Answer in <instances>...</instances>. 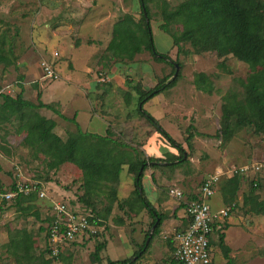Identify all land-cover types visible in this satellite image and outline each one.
Returning a JSON list of instances; mask_svg holds the SVG:
<instances>
[{
    "label": "rangeland",
    "instance_id": "1",
    "mask_svg": "<svg viewBox=\"0 0 264 264\" xmlns=\"http://www.w3.org/2000/svg\"><path fill=\"white\" fill-rule=\"evenodd\" d=\"M181 1L149 0L147 2L155 49L159 53H167L170 60L178 62L180 66L175 85L157 94L152 104H146V101L144 109L155 117L156 114H160L161 127L180 142L186 151V163L177 168L164 170L165 174L174 177L175 183L171 186L175 185L183 192L182 185L196 191L202 179L217 167L227 171L233 166L264 158V134H256L251 126H246L236 131L227 142L221 141L216 135L220 128L222 96L229 91H236L240 96L243 95L241 81L254 70V67L237 60L232 55L220 58L215 52L195 53L187 42H182L179 49L173 46L171 36L160 28L163 22L161 10L163 7L172 9ZM125 13H131L139 19V0H0V39H6V46H11L13 51L11 55L13 62L8 65L0 64V92L16 95L22 86H26V96L31 97V101L36 103V94L43 89L41 88L43 84L38 85V89L34 91L31 89L38 83V76L42 74L40 61L43 56H47L53 50L54 41L58 39L59 32L64 33L67 42L74 46L84 44L81 47L84 51L88 49L87 43L97 44L98 40L102 42L100 43L102 46H99L101 48L104 46L103 42L111 38L112 24ZM70 27L73 31H68ZM99 30L101 33H97ZM170 30L179 32L181 26L171 24ZM104 50L99 51V54L102 55ZM68 62L69 59L61 57V64L58 66L61 73L57 81L64 78L62 73ZM129 64L130 62L120 67L126 89H130L125 85L127 77L134 79L136 77L139 84L147 89L166 76L172 78L174 74L172 64L155 60L148 51L137 54L134 63L130 66ZM198 72L205 73L213 82L215 90L212 94L195 87L193 79ZM39 82L45 83L42 80ZM51 86L50 89L53 88V91L45 93L47 101L55 100L56 96L60 95L59 90H55V82ZM165 95L170 96L174 102L171 117L165 116L169 110L165 106L162 107ZM158 102H161V105ZM55 107L57 108V104ZM39 112L55 119L54 130L63 139L75 131V125L72 122L61 118L52 110L41 108ZM138 117L137 114L135 118L130 116L131 121L127 127L129 130L122 128L121 123L120 126H114L117 132L122 133L121 140L129 142V145L136 146L138 149L145 143V150L152 155L153 153L178 154L177 147L168 143L144 118ZM168 120L169 123H167ZM97 124L105 127V123L93 119L88 127L89 130L99 132ZM134 128L135 134H133ZM154 129L155 135L160 139L155 136L147 139ZM23 137L24 133L17 130L16 122L0 125V182L6 184L13 180L18 168L25 177L42 182L46 199L49 200H46V203L41 201L40 206L33 203V209L40 213V220L44 222H38L35 217L27 215L26 211L19 210L15 204L0 211V264H16L2 247L8 240V230L13 228L15 230L22 226L30 229L35 251L40 252L45 246L44 233L40 227L44 228L48 224V218L52 212V206L48 201L51 203V200L61 201L65 198V201L72 202L81 193L79 188L81 173L73 164L62 165L58 170L48 169L44 157L42 155L35 157L31 149L24 144ZM255 178L259 183L257 191L263 198L264 172ZM241 184L243 191H247L252 186L247 178L241 181ZM122 192H127L125 184ZM145 192L148 198H151L150 189L147 186ZM167 197L176 207L188 200L184 193L181 200L169 194ZM87 207L92 209L91 206ZM236 208L240 210L241 219L238 226L241 228L243 241L237 247L231 248L230 256L235 264H264V215L249 213L247 217L243 208L239 206ZM116 215L119 214L113 211L106 221L96 225L95 233H89V236L85 235L83 239L78 238L64 245L60 259L53 264H98L91 263L90 254L95 245L101 241L107 243L101 254L104 263L108 258L123 260L139 251L136 241L140 229L146 233L149 226H145L146 230H142L141 223L133 218L131 221L127 218L125 225H121L114 220L113 217ZM173 228L162 234V238L161 234L154 236L155 242L161 245L160 253L158 250L151 249L149 257H141L135 264H171L172 246L167 242L175 230V227ZM233 232L232 227L227 237L230 238ZM214 246H212L211 264H225L226 260L219 246L216 243Z\"/></svg>",
    "mask_w": 264,
    "mask_h": 264
},
{
    "label": "trees",
    "instance_id": "2",
    "mask_svg": "<svg viewBox=\"0 0 264 264\" xmlns=\"http://www.w3.org/2000/svg\"><path fill=\"white\" fill-rule=\"evenodd\" d=\"M148 1L139 0V19L131 13H125L113 23L111 38L104 53L100 55L103 67L118 61L132 62L137 54L148 51L155 60L172 64L173 73L175 72V63L178 65L179 63L171 61L167 53H159L155 49ZM161 16L163 21L160 24L161 30L171 36L172 45L178 49L182 42H187L195 53L215 52L220 58L232 55L254 67V70L241 81L243 95L229 91L222 96L220 128L216 133L218 138L227 142L236 131L246 126H251L256 134H264V0H182L172 9L163 7ZM171 24H180L181 30L171 31ZM12 54L11 46H6V39H0V64L12 63ZM178 76V72L175 77L166 76L147 89L138 81L129 78L126 80L128 87L138 95L136 108L138 114L156 128L168 143L177 147L178 155H168L166 158L146 157L136 146L115 138V133L110 128H107L105 134L83 131L74 117L67 118L61 114L55 107L56 103L42 102L40 91L36 94V103L24 98L22 90L16 95L0 92V125L16 122L17 130L24 133V144L31 149L35 157L39 155L44 157L48 169L58 170L63 164L70 163L80 171L81 193L77 195L76 202L91 210L95 217V225H101L106 221L113 208L128 216L141 207L147 210L151 218L145 238L147 244L141 245L139 251L134 252L129 258L123 260L108 258L104 263L101 252L105 249L106 242L101 241L90 254L91 263L135 264L147 250L152 238L160 231L166 216L158 212L144 194L142 184L144 171L148 167L171 169L179 167L187 162V156L182 144L161 127L158 120L144 109V104L155 95L174 86ZM193 83L198 90L208 94L215 90L213 82L203 72L194 75ZM36 86L37 84H34V87ZM124 97L125 102H128L129 92H125ZM41 108L52 110L61 118L72 122L75 131L63 139L54 130L56 121L42 115L39 112ZM124 165L127 166L128 173L133 175V189L128 197L119 200L117 184ZM241 178L234 174L222 182L226 189L223 201L226 206L234 203L232 209L236 207V192ZM250 181L252 186L243 195L242 207L246 213L264 215V197L261 198L257 191L259 183L256 181L254 185L255 181ZM36 198L38 194L34 190L17 196L13 203L19 210L26 211L27 215H33L37 221H43L40 220V213L37 210L31 212L34 208L32 202ZM196 198L197 195L194 194L187 201ZM87 206H91L92 209ZM182 206L185 208L186 203H182ZM100 219L101 221H98ZM126 219L127 217L120 216L114 220L121 224ZM51 220L50 213L48 223ZM188 222L189 218L186 216L185 226L176 228L174 232L183 230ZM46 226L40 227V230L46 232ZM225 228L226 224L222 223L216 229V240L211 241V246L215 247V243L219 246L226 260L225 264H235L230 256L231 249L225 243ZM2 247L16 264H53L62 254L60 250L56 256L52 255L47 243L44 249L37 253L33 234L27 227L8 230V240ZM173 251L174 247L171 264H182L176 259Z\"/></svg>",
    "mask_w": 264,
    "mask_h": 264
},
{
    "label": "crops",
    "instance_id": "3",
    "mask_svg": "<svg viewBox=\"0 0 264 264\" xmlns=\"http://www.w3.org/2000/svg\"><path fill=\"white\" fill-rule=\"evenodd\" d=\"M70 30L73 31V28L70 27L68 31ZM97 33H101V30H99ZM57 38L58 39L54 41V47H53V50H51V53H48L47 56H43L42 58L49 60V61H53L55 68H58L59 70L58 73H61L60 67H58L61 64L60 63L61 57L63 59H66V58L69 59L71 67L69 66V62H68V64L65 67L66 69H63L62 74L64 78L58 81L55 80L52 82L42 83V82H39L41 80V75H39L38 80H37L38 82L37 86L32 88L31 90L34 91L35 89H38V85L43 84L41 86V88L43 89L39 90L41 93V96H40L41 101L44 103H56L57 109L61 112V114L67 118L74 117L76 122L79 124L80 128L83 131H89V132L98 133V134H105L107 128H110V130L115 133V138L121 139V137H123L122 133H120V131L117 132L114 129V126L116 127L120 126L119 124L121 123L122 128L129 130L127 127L129 126L128 124L131 121L130 116L135 118V115L137 114L139 116L138 118L142 117L138 114L137 109H136L137 99H138L137 93L133 91L132 89H126L124 87L123 72L120 69V67L123 64H127L129 62L123 63V62L118 61V62L111 63V64L108 63V65L105 67L102 66L99 51L105 49L110 39H108L106 42H103L104 46L101 48H99V46L102 44V42L99 40L97 41V44L87 43L86 47L88 49L84 51L81 48L84 46V44H79L77 46H74L72 43L67 42V40L65 39L66 37H64V33H62L61 31L59 32V35L57 36ZM92 42H95V41H92ZM54 52L58 53L57 57L53 56ZM133 63L134 61L130 62L129 66ZM149 72L150 74L152 73L150 69H149ZM99 73L106 75L109 81L104 82V83L98 82L97 76ZM127 78L132 79L134 81H138L136 77H135L136 80L130 77H127ZM53 82H55V90L57 91L59 90L60 95L56 96L57 98L55 100L47 101L46 100L47 98H45L47 97V94L45 93L47 91L48 92L53 91V88L50 89L52 87L51 85ZM125 85L128 87V85L126 84V81H125ZM143 88H146V87H143ZM21 90H22L23 97L26 98L27 97L26 96L27 87L22 86V89H20V91ZM125 92H129L128 102H125V97H124ZM61 95L63 97H61ZM156 98L157 96L155 95L154 97L151 98V100L149 99L146 104L148 103L152 104L153 100H156ZM26 99L31 100V97H27ZM158 103L161 105V102H158ZM172 103L174 102L171 100V97L168 95H165V98H163L162 107L165 106L169 110V113H168L169 115L166 113L167 115L165 116H170V115L172 116V113H173ZM159 115L160 114H156V117L155 116L154 117L160 123L162 118H160ZM48 117L54 119L52 116H48ZM93 119L105 123V127L102 124L100 125L97 124L98 125L97 129L99 132L89 130L88 127L90 123L93 121ZM167 123H169V120L167 121ZM102 131L104 133H101ZM135 133H136V129L134 128L133 134ZM153 136L160 139L157 135H155V129L153 132H151V134L149 135L147 139ZM122 142L129 144V142L125 140L124 141L122 140ZM144 146H145V143H143L140 149L144 152L146 157L166 158L168 157V155H178L175 153H169V154L168 153L166 154L165 153H161V154L153 153L154 155H152V153H147ZM66 164H70V163H65L63 165H66ZM166 169L170 170L171 168L170 167H160V168L148 167L144 171V176L142 178L143 190H144V194L146 198L150 201V203L156 208L158 212L163 213L166 216V218L164 219L160 227V231L158 233V234H161L160 236L161 238L163 237L162 234H164L165 232H169V230L171 229H174L173 227H175V229L182 228L186 224L185 208L182 205H179V207H176L175 204L172 205L170 201L168 200V197H167L168 189L166 191V188L173 185L175 182H174L173 175L165 174L166 171L164 170ZM216 170L223 171L222 167H217L214 171ZM227 171H224V172H227ZM123 174H125L124 177L122 176ZM222 176L220 177L221 182L219 181L216 186V191L214 195L208 200V203L213 211H220L226 207V204L223 201V193L226 192V189L223 187L222 182L225 181V179L232 177V175H230V173L227 172V173H224ZM244 180L245 178L242 177L241 181H244ZM9 183H6V184H9ZM124 184H125V189H127L126 193L122 192V187ZM146 186L150 189L151 198H148L145 192ZM242 187L243 185L241 184L236 192V199H235L236 206H239L241 208H243L242 207L243 195L247 192V191H243L244 189L242 190ZM181 188L183 189V193L185 194L187 199L193 197L194 194L195 195L198 194V189L196 191H193L192 189H187L183 185L181 186ZM132 189H133V175L128 173L127 166L124 165L120 172L119 182L117 184L118 199L121 200L123 198L128 197ZM46 200H49V199L38 197L32 203H37L40 206L41 201L43 203L44 202L46 203L47 202ZM48 203L49 205H51L50 201H48ZM12 205H14L13 202L10 206L2 210H6ZM243 210L245 211L244 208ZM32 211H34V209H32L31 212ZM113 211L119 214L113 217L114 219L122 216L124 218L127 217L129 221H131V219L133 218V220H137L141 223V225L143 226L142 230L144 229L146 230L145 226L147 225L149 226L151 222V218L147 210L144 207L134 210L133 212H131L130 216L125 215L122 211H119L116 208H113ZM113 211H112V214H113ZM239 212L240 210L235 207L234 209L231 210L229 216L223 221V223L226 224V228L224 230V235H225L224 239H225V243L230 247V249L237 247L240 243H242L241 241H243V237H242L243 234L241 233V228L238 226L240 223V219H241ZM30 216H33V215H30ZM248 216H249V213H247V217ZM42 218L43 217H41V219ZM121 225H125V222H122ZM22 227H25V226H22ZM232 227L234 228V232L230 235V238H229L227 237V233ZM43 233L45 232L43 231ZM167 234H171V233H167ZM145 238H146V233L142 232L140 229V233L136 241L138 248L141 245L148 243L147 239L145 241ZM153 238L147 250L142 255L143 258L150 256L151 249L158 250L159 253L161 252V245L159 246V244H157ZM214 240H216V233L212 235V241ZM161 244H163L162 240H161ZM167 244L173 247V241L171 239L169 240V242H167ZM106 246H107V243H106ZM167 249L165 248V250ZM162 251H163V248H162Z\"/></svg>",
    "mask_w": 264,
    "mask_h": 264
},
{
    "label": "built area",
    "instance_id": "4",
    "mask_svg": "<svg viewBox=\"0 0 264 264\" xmlns=\"http://www.w3.org/2000/svg\"><path fill=\"white\" fill-rule=\"evenodd\" d=\"M53 56L57 57L58 53L54 52ZM40 67L42 81L52 82L59 78L60 75L53 61L42 59ZM97 81L104 83L109 79L106 75L99 73ZM16 169L13 180L9 184H0L1 209L10 206L17 196L34 190L37 191L39 198H46L42 182L25 177L21 170ZM227 172L232 176L237 174L248 180H254L253 184L256 185L255 176L264 172V158L233 166ZM227 172L216 170L208 174L199 184L197 198L185 202V213L189 222L183 230L174 232L170 237L173 241V254L180 263L211 264L212 235L229 216L235 204L232 203L220 211H213L208 200L214 195L220 177ZM168 194L177 200L183 199V192L176 186L169 187ZM72 202L65 201V198L61 201L51 200L52 220L46 226L44 237L52 255L56 256L63 246L71 241L83 239L85 235L89 236V233L96 232L95 217L91 210L83 207L76 200L75 203Z\"/></svg>",
    "mask_w": 264,
    "mask_h": 264
},
{
    "label": "water",
    "instance_id": "5",
    "mask_svg": "<svg viewBox=\"0 0 264 264\" xmlns=\"http://www.w3.org/2000/svg\"><path fill=\"white\" fill-rule=\"evenodd\" d=\"M145 15H146V14H145ZM175 67H176V69H175V72H174V74H173V77L176 76V74H177V72H178L179 65H178L177 63H175Z\"/></svg>",
    "mask_w": 264,
    "mask_h": 264
}]
</instances>
